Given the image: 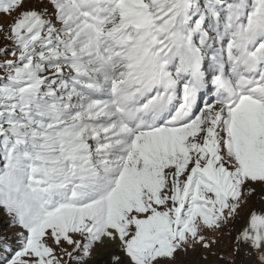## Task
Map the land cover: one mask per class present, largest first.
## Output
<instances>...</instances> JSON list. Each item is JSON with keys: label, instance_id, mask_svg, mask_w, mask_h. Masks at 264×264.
I'll return each instance as SVG.
<instances>
[{"label": "snow or ice", "instance_id": "snow-or-ice-1", "mask_svg": "<svg viewBox=\"0 0 264 264\" xmlns=\"http://www.w3.org/2000/svg\"><path fill=\"white\" fill-rule=\"evenodd\" d=\"M197 249L264 264V0H0V264Z\"/></svg>", "mask_w": 264, "mask_h": 264}, {"label": "rangeland", "instance_id": "rangeland-1", "mask_svg": "<svg viewBox=\"0 0 264 264\" xmlns=\"http://www.w3.org/2000/svg\"><path fill=\"white\" fill-rule=\"evenodd\" d=\"M208 97H206L207 99ZM231 241L229 238L225 237L224 243L220 246L222 249H227L230 245ZM207 255V253L203 252L201 249H197L191 251L186 259V264H221V262L215 260L214 257H209L208 260H204L202 257ZM231 255V253H230Z\"/></svg>", "mask_w": 264, "mask_h": 264}]
</instances>
